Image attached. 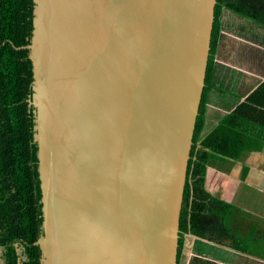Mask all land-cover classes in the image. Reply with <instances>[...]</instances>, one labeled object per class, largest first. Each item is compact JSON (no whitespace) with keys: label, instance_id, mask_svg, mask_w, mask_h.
Instances as JSON below:
<instances>
[{"label":"water","instance_id":"water-1","mask_svg":"<svg viewBox=\"0 0 264 264\" xmlns=\"http://www.w3.org/2000/svg\"><path fill=\"white\" fill-rule=\"evenodd\" d=\"M44 264H178L217 0H35Z\"/></svg>","mask_w":264,"mask_h":264},{"label":"trees","instance_id":"trees-1","mask_svg":"<svg viewBox=\"0 0 264 264\" xmlns=\"http://www.w3.org/2000/svg\"><path fill=\"white\" fill-rule=\"evenodd\" d=\"M35 0H0V249L4 264H44L36 245L45 236L40 171L35 66L31 48L35 31ZM234 12L264 25V0H217L211 49L193 136L180 216L178 264L184 263L187 235L231 241L234 249L258 256L255 232L243 239L239 221L246 214L212 195L207 168L220 156L240 159L264 149V83L245 101L205 132L208 93L213 88L216 54L223 36V14ZM238 227V228H237ZM189 264H217L193 257Z\"/></svg>","mask_w":264,"mask_h":264},{"label":"crops","instance_id":"crops-1","mask_svg":"<svg viewBox=\"0 0 264 264\" xmlns=\"http://www.w3.org/2000/svg\"><path fill=\"white\" fill-rule=\"evenodd\" d=\"M222 20L224 37L215 58L213 88L208 93L206 133L264 83V25L231 11H226ZM206 185L212 195L246 214L238 224L245 229L243 239L255 232L256 245L262 246L258 256L248 257L264 263V149L240 159L218 156L207 168ZM233 232L234 226L231 241L225 244L187 235L184 263L197 257L217 264H235L234 256L245 255L234 250ZM2 254L0 249V264H4Z\"/></svg>","mask_w":264,"mask_h":264},{"label":"rangeland","instance_id":"rangeland-1","mask_svg":"<svg viewBox=\"0 0 264 264\" xmlns=\"http://www.w3.org/2000/svg\"><path fill=\"white\" fill-rule=\"evenodd\" d=\"M227 14H229L227 12ZM226 14V15H227ZM235 250V249H234ZM236 251V250H235ZM240 252V251H238ZM241 254L245 255V256H234V263L235 264H264L263 262L261 261H258V260H253V259H250L248 256H252V255H249V254H245V253H242L240 252ZM254 257V256H253Z\"/></svg>","mask_w":264,"mask_h":264}]
</instances>
